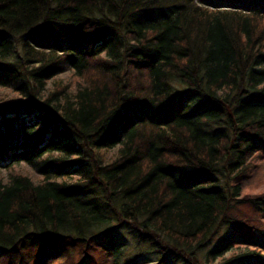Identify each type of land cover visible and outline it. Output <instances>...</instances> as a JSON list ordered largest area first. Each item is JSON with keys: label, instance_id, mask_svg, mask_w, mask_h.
<instances>
[{"label": "trees", "instance_id": "1", "mask_svg": "<svg viewBox=\"0 0 264 264\" xmlns=\"http://www.w3.org/2000/svg\"><path fill=\"white\" fill-rule=\"evenodd\" d=\"M40 24L93 43L48 30L50 43L17 48ZM0 87L14 95L0 97V256L28 238L87 248L122 221L186 263L264 264L255 252L223 258L264 249L253 232L205 250L220 225L242 221L229 215L238 177L264 150V0H0ZM21 163L42 181L10 172ZM89 188L100 199L86 200ZM247 203L261 211L264 196Z\"/></svg>", "mask_w": 264, "mask_h": 264}, {"label": "rangeland", "instance_id": "2", "mask_svg": "<svg viewBox=\"0 0 264 264\" xmlns=\"http://www.w3.org/2000/svg\"><path fill=\"white\" fill-rule=\"evenodd\" d=\"M44 26V27H41ZM50 31L54 37H56L57 42H61L65 45L74 44L76 47L86 46L90 48L89 43L92 44V34L85 35L82 38V42L78 39L72 41L69 32L62 34L57 31V27L51 24H40L34 29L22 34L16 44L17 48L21 42L28 40V42L36 44H47L52 41L47 31ZM72 35V34H71ZM70 39H69V38ZM73 37V35H72ZM16 59V54L12 53L9 57L5 58L3 62H13ZM73 77L67 73L59 77L62 82L70 81ZM61 81V80H60ZM11 91L6 88L0 87V97H12ZM122 107V105L120 106ZM114 151L111 150L107 154V158H113ZM257 160H255L253 166L251 165V170L248 175H242V180L240 177L238 179L241 182V194L236 200V205L232 213H229L234 220L241 219L243 222H247L248 225H253L257 227V232L245 229L241 222H234V224H223L214 230V234L210 238L205 250L212 249L223 237L232 235V237H237L239 235L247 236L251 233V239L258 242H263V238L260 235L261 231H264V208L261 211H257L254 207L249 206L247 201L250 199L254 200L259 197L264 196V150H259L257 154ZM252 164V162H251ZM11 173L23 174L31 178L35 183L42 181V177L35 172L30 166L21 163L16 165L10 170ZM9 172H4L3 175L7 176ZM94 188L85 189L84 198L88 201L97 198L98 195L95 194ZM100 199V197L98 196ZM239 201H243L244 204L240 205ZM234 204V203H233ZM235 215H238L237 218ZM229 217V218H230ZM250 220V221H248ZM240 221V220H239ZM129 223L115 222L107 231H102V233L94 240L91 239L90 246L85 248L87 241H81L78 239H62L54 240L50 239L46 242H41L40 239L28 238L25 243L19 241L16 246V252L12 253L10 261L7 259L8 256H0V264H112L111 254L105 251L106 248L114 247L119 249V246L123 247L122 254L117 264H190L186 263V256L178 259L175 255L172 247H169L160 238H155L159 244V249L157 246H152L148 242L139 241L137 238V233L135 229L131 227ZM248 230V231H247ZM42 243V247H38V244ZM157 249V250H156ZM159 249V250H158ZM86 250V251H85ZM56 251L59 252L61 258L58 261L50 259L52 253ZM87 252V259L84 260L83 252ZM255 252L256 257L259 258L264 263V249L257 244L255 247L251 246H236L231 248L224 253L223 258L228 259L234 256H240L244 259V255ZM6 255V254H5ZM49 255V257H48ZM138 257V261L131 263L134 259ZM183 261H182V260ZM185 262V263H184ZM214 262L213 264L217 263ZM194 264V263H191Z\"/></svg>", "mask_w": 264, "mask_h": 264}]
</instances>
